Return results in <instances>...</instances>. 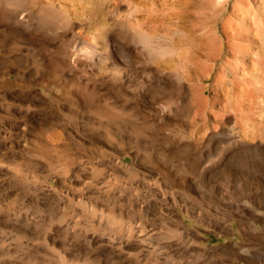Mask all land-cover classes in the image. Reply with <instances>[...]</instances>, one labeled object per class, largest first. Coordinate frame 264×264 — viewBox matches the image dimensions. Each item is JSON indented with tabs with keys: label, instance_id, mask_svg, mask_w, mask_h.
I'll use <instances>...</instances> for the list:
<instances>
[{
	"label": "rangeland",
	"instance_id": "374dc122",
	"mask_svg": "<svg viewBox=\"0 0 264 264\" xmlns=\"http://www.w3.org/2000/svg\"><path fill=\"white\" fill-rule=\"evenodd\" d=\"M0 264H264V0H0Z\"/></svg>",
	"mask_w": 264,
	"mask_h": 264
}]
</instances>
